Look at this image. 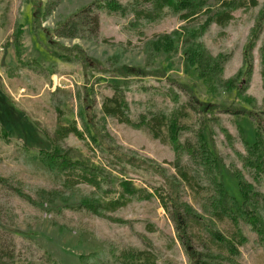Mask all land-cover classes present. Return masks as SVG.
<instances>
[{
  "label": "rangeland",
  "instance_id": "374dc122",
  "mask_svg": "<svg viewBox=\"0 0 264 264\" xmlns=\"http://www.w3.org/2000/svg\"><path fill=\"white\" fill-rule=\"evenodd\" d=\"M39 1L42 6L49 3ZM103 1L63 0L42 17L31 0H0V126L6 131L5 137L0 132V179L16 190L12 193L0 183V264H120L123 255L134 257L136 252H144L146 262L153 260L152 254L154 264H189L153 188L170 195L168 188H175L179 202L203 218L207 217L201 204L208 192L198 195L181 182L167 130L162 132L163 140L153 139L145 127L135 126L142 115L168 116L182 110L181 144H194L199 127L206 124V139L214 156L224 163L221 173L228 190L237 194L230 167L264 192V177L261 182L253 181L239 158L246 153L244 142L254 140L252 118L264 112L259 54L264 23L251 53V72L247 74L242 65L244 47L264 11V0L234 11L233 20L225 26L209 25L199 38L210 55L229 57L222 77L233 80L234 86L229 91L218 87L216 92L207 90L193 67L185 65L177 38L171 53L155 50L154 42L161 36L197 25V21H182L171 9L165 8L159 18L150 21L134 16L131 0H116L129 7L128 11L124 15L96 11V39L59 37L63 22ZM21 26L24 58L32 66L23 64L16 54L15 37ZM114 82L121 85L125 96L128 124L101 111L105 98L113 94ZM191 100L199 105L193 106ZM203 108L207 113H202ZM222 108L247 114L233 116L222 113ZM72 122L82 137L69 134L57 140L55 131ZM51 143L70 149L74 159L106 168L111 176L145 189L151 197L106 209L118 198L119 187L108 193L105 186L99 190L86 183L70 186L71 174L50 171L38 159V151L50 149ZM180 161L188 163L187 156ZM200 173L207 182L209 175L202 169ZM17 190L26 197H20ZM164 198L172 211L169 199ZM88 199L97 202L90 204L98 211L83 206ZM215 228L226 238L234 232L226 220L215 222ZM241 230L247 240L238 247L236 263L264 264V249L256 234L244 224ZM189 232L197 252L227 259L226 250L201 225L191 222Z\"/></svg>",
  "mask_w": 264,
  "mask_h": 264
},
{
  "label": "trees",
  "instance_id": "16d2710c",
  "mask_svg": "<svg viewBox=\"0 0 264 264\" xmlns=\"http://www.w3.org/2000/svg\"><path fill=\"white\" fill-rule=\"evenodd\" d=\"M62 1L49 0V3L42 6L39 0H31L33 6L40 11L42 17L50 15ZM130 3L133 14L137 18L151 21L159 18L162 11L168 8L174 13L179 14V19L184 22L191 23L197 21L196 26H183L179 32L161 36L154 42L155 50L158 52L163 51L166 54L171 53L176 47L177 43L174 39L177 38L178 43H180L183 49L185 65L193 67L196 76L202 80L207 90L216 92L218 87L228 91L232 89V86H234L233 80H225L222 77L223 66L229 57L222 53L216 56L210 55L199 41V38L209 25H227L233 20L234 11L255 7L257 0H131ZM128 8L121 6L116 0H104L102 4H97L94 8H84L79 13L68 18L59 26L61 32L58 35L60 38L65 39L94 40L97 38L99 29V16L96 11L99 12L101 9H105L109 13L124 15L128 11ZM263 23L264 11L251 28L247 44L242 53V65L245 67L247 74L251 72V53L262 31ZM23 28V26L20 27L15 37L16 54L19 61L25 65L32 66L35 64L31 61H26L24 58L25 50L20 43ZM259 54L261 63L260 75L264 80V41L259 49ZM111 87L113 94L111 97L105 98L101 105V111L106 116H113L119 122L128 124L130 123L128 118L129 109L125 96L121 91V85L114 82ZM191 102H193V106L195 103L198 104L193 100ZM201 111L202 113H207L208 110L203 108ZM221 111L233 116L247 114L244 110L239 109L230 110L222 108ZM184 116L185 114H182V110L180 112H172L168 116L164 114L142 115L140 116L139 124H135V126L145 127L155 140H163L162 132L163 130H167V138L175 154L174 169L181 182L186 183L190 189H194L198 195L208 192L207 197L201 204L203 214L205 213V217L207 218L196 215L195 211L185 203L179 202L173 194L175 188H168L172 191V195L166 192L165 194H160L158 193V189L154 188L153 191L155 194L157 193L156 197L158 201L169 214L174 224L177 240L185 250L189 264H222L221 261L237 264L236 261L239 256L238 247L243 245L247 240L244 234H242L241 224L249 226L250 230L256 234L259 244L264 249V192L257 191L252 184L246 181L239 171L228 167L230 169L228 172L233 177L237 189V194L231 193L221 173L224 163L220 158L214 156L207 142L206 131H208V126L206 124L202 123L199 127L194 144L188 141L184 144L179 142V135L183 129V126L179 124V119ZM252 120L255 124L254 140L251 143L244 142L246 153L245 156H239V158L241 159L243 168L249 172L253 181L261 182L264 177V112L259 116H255ZM0 132L5 137L6 131L3 126H0ZM69 134H73L77 138L82 137L73 122L67 127L58 128L55 131L54 137L57 140H62ZM47 139L49 141L52 140L49 137ZM92 141L95 142L94 140ZM184 155L188 158V163L185 164L180 161ZM38 159L50 171L67 176L71 174L70 179H67V183H70V186L86 183L97 190L105 186L108 193L118 186L120 189L118 198L115 201H110L105 206L106 209L115 210L117 207L124 205L126 201L131 199L143 200L152 195L145 189L133 187L128 181L111 176L106 168L74 159L71 156L70 149H63L58 144L52 146L51 143V147L48 150L40 149L38 151ZM196 166L199 168H196ZM201 169L205 176L209 175L207 182L203 179L202 173H200ZM213 171H216V174H213ZM0 183L7 187L10 192L16 193V190L4 179H0ZM172 184L174 185V183ZM17 193L20 197H26V195L18 190ZM165 196L170 201V206L173 208L172 211L164 203ZM90 203L97 202L88 199L84 201L85 205L83 206L93 209L94 212L98 211L97 206ZM225 220L234 228V232L230 238H226L215 228V222L220 223ZM191 222L201 225L211 240L226 250L227 259L208 251H196L189 232ZM136 253L137 255L133 254L134 257L129 256V253L123 255L122 260L120 259L122 262L120 264H154V256L152 254L153 260L146 262V260L142 259L145 255L144 252Z\"/></svg>",
  "mask_w": 264,
  "mask_h": 264
}]
</instances>
